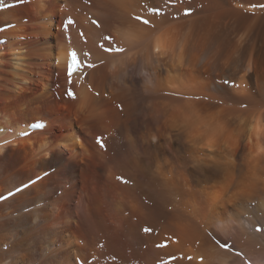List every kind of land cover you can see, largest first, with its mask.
I'll use <instances>...</instances> for the list:
<instances>
[{
	"label": "bare ground",
	"instance_id": "obj_1",
	"mask_svg": "<svg viewBox=\"0 0 264 264\" xmlns=\"http://www.w3.org/2000/svg\"><path fill=\"white\" fill-rule=\"evenodd\" d=\"M261 5L0 0V264H264Z\"/></svg>",
	"mask_w": 264,
	"mask_h": 264
},
{
	"label": "snow or ice",
	"instance_id": "obj_2",
	"mask_svg": "<svg viewBox=\"0 0 264 264\" xmlns=\"http://www.w3.org/2000/svg\"><path fill=\"white\" fill-rule=\"evenodd\" d=\"M261 7H264V5H261ZM154 11L156 12L157 15L160 14V10H159V9H154ZM190 14H191V13H190L188 10H185L184 15L187 16V15H190ZM137 19H139V17H138ZM69 23H71V21H69ZM143 23H144L145 25H147V24H149L150 22H149L148 20H143ZM105 51H106V52H107V51L123 52L124 49H123L122 47H116L115 49H113V48H112V45L109 44L108 47L105 48ZM70 56L72 57V61H71V62L69 63V65H68V72H69V75L72 74L73 69H74V64H75V53H71ZM89 66L91 67L92 65H89ZM97 95H99V93H97ZM67 96H68V97H71V98H73V99H75V95H74V93L71 92V91H68V92H67ZM210 150H211V149H210ZM258 230H259V229H258Z\"/></svg>",
	"mask_w": 264,
	"mask_h": 264
},
{
	"label": "rangeland",
	"instance_id": "obj_3",
	"mask_svg": "<svg viewBox=\"0 0 264 264\" xmlns=\"http://www.w3.org/2000/svg\"><path fill=\"white\" fill-rule=\"evenodd\" d=\"M62 6H63V5H62ZM0 44H2V42H0ZM56 87H57V86L55 85V86H54V89H56V90H57V88H56ZM57 115H58V114H57ZM45 126H46V125H45ZM45 126H44V127H45ZM44 127H43V128H44ZM29 128H30V126H29ZM73 130H74V129H71V131H70V132H72ZM68 131H69V129H68ZM69 187H70V185H69V184H66V188H69ZM78 243H79V241H78Z\"/></svg>",
	"mask_w": 264,
	"mask_h": 264
}]
</instances>
